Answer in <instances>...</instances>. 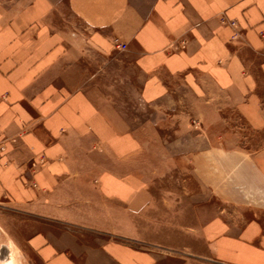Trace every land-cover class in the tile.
I'll use <instances>...</instances> for the list:
<instances>
[{
  "label": "crops",
  "instance_id": "crops-1",
  "mask_svg": "<svg viewBox=\"0 0 264 264\" xmlns=\"http://www.w3.org/2000/svg\"><path fill=\"white\" fill-rule=\"evenodd\" d=\"M176 82L264 133V0H0V205L41 264H264V146L198 132L172 198L102 94L168 105Z\"/></svg>",
  "mask_w": 264,
  "mask_h": 264
},
{
  "label": "rangeland",
  "instance_id": "rangeland-1",
  "mask_svg": "<svg viewBox=\"0 0 264 264\" xmlns=\"http://www.w3.org/2000/svg\"><path fill=\"white\" fill-rule=\"evenodd\" d=\"M237 38L234 35V39ZM114 46L117 50L126 49L116 39ZM112 80V77L107 76L101 82L104 81L108 86ZM176 83L168 105L143 102L140 92L102 93L112 117L121 122L122 129L135 131L142 139L145 147V157L142 158L144 175L161 183L164 180L167 188L165 192L172 198L188 196V182L193 184L194 181L191 174H181L175 168L167 167L169 164H178L180 157H188L200 147L196 139L198 132L217 138L213 144L220 149L223 146L254 150L264 146V133L246 123L234 107V97L209 87L204 93H194L184 83ZM137 88H141V81ZM33 223L28 216L14 212L7 205H0V255L6 257L8 245L13 243L19 250L20 264H41L27 245ZM180 264L222 263L186 259Z\"/></svg>",
  "mask_w": 264,
  "mask_h": 264
},
{
  "label": "bare ground",
  "instance_id": "bare-ground-1",
  "mask_svg": "<svg viewBox=\"0 0 264 264\" xmlns=\"http://www.w3.org/2000/svg\"><path fill=\"white\" fill-rule=\"evenodd\" d=\"M8 252L6 257L0 255V264H20L19 261V250L13 243L8 245Z\"/></svg>",
  "mask_w": 264,
  "mask_h": 264
},
{
  "label": "built area",
  "instance_id": "built-area-1",
  "mask_svg": "<svg viewBox=\"0 0 264 264\" xmlns=\"http://www.w3.org/2000/svg\"><path fill=\"white\" fill-rule=\"evenodd\" d=\"M224 21H225V20H224ZM227 23H228L232 28H234V29L236 28V25H237V24H236L234 21H230V22L227 21ZM123 48H125V46H124Z\"/></svg>",
  "mask_w": 264,
  "mask_h": 264
}]
</instances>
